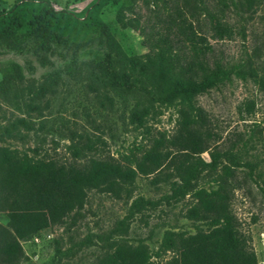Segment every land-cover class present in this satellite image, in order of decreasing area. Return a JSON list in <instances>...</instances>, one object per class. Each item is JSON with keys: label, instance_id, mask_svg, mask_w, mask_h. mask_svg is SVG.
<instances>
[{"label": "rangeland", "instance_id": "obj_1", "mask_svg": "<svg viewBox=\"0 0 264 264\" xmlns=\"http://www.w3.org/2000/svg\"><path fill=\"white\" fill-rule=\"evenodd\" d=\"M15 0H0V14ZM59 11L82 13L93 0H48ZM189 0L182 9L188 20L199 29L212 46L210 61L228 67H238L243 79L235 75L229 82L198 96L197 105L203 110L206 123V152L200 157L210 162V153L232 152L240 167L234 168V189L230 209L238 222L240 233L254 252L257 264H264V0ZM131 0H105L93 20L82 26L74 24L72 35L65 44H51L47 64L41 65L35 52V41L27 38L17 49L0 45V80L2 70L11 63L21 66L28 82H42L48 75H57L53 93L41 101V114H31L37 131L27 134L25 141L6 140L1 146L17 149L36 158L58 162H72L68 147L78 135L96 141L90 157L112 156L120 159L134 147L146 148L159 133L171 136L177 128L175 103L160 106L150 95L129 89L121 84L120 63L117 56L107 59V49L100 43V27L119 42L127 56L148 52L139 31L122 29L116 14L131 5ZM134 14L145 34L164 32L168 14L182 0H166L157 6L135 0ZM126 17H133L127 10ZM207 12L219 16L232 30L231 37L214 39ZM191 14V15H190ZM81 20V19H80ZM137 102L153 105L146 126L137 128L129 123V115ZM21 116L0 96V119ZM252 165V171L244 165ZM228 165L220 158L218 168ZM204 175V173H203ZM172 175L168 166L160 173L138 174L130 192L116 199L99 190L87 191L83 207L72 212L63 225L51 226L42 220L37 233L21 247L28 261L23 264H96L107 250L98 236L107 234L127 213L131 201L137 197L155 202L131 220L124 238L135 245L143 242L155 252L165 230L193 234L206 230L204 222L190 221L184 214L192 203L189 196L179 201L167 200ZM198 187L214 188L206 177ZM0 224L7 225V217L0 213ZM57 242V244L55 243ZM85 242V244H84ZM58 246L62 255L55 254ZM171 254L163 256L168 259Z\"/></svg>", "mask_w": 264, "mask_h": 264}, {"label": "trees", "instance_id": "obj_2", "mask_svg": "<svg viewBox=\"0 0 264 264\" xmlns=\"http://www.w3.org/2000/svg\"><path fill=\"white\" fill-rule=\"evenodd\" d=\"M104 1L93 0L77 14L57 11L48 0H15L0 14V45L14 50L24 39L33 38L39 63L44 66L50 45L65 44L72 35V26L93 20ZM143 1L154 6L162 3L167 8L166 0ZM131 2L122 10L134 16L126 17L121 10L116 21L122 29L139 31L148 52L127 56L106 26L100 27V43L107 49L108 60L117 56L124 87L150 95L160 106L176 104L175 133L171 136L159 133L148 147L129 149L120 159L90 157L96 143H103L102 140L78 135L68 147L72 157L68 163L36 158L0 145V213L7 217V225L0 224V264L28 261L20 242L32 238L42 220L51 226L63 225L72 212L83 207L87 191L99 190L119 199L130 192L138 174H157L164 166L169 167L172 175L167 200L191 197L192 203L184 217L206 223L207 229H198L193 234L165 230L155 252L143 242L133 245L124 238L131 220L156 205L137 197L131 201L125 216L107 234L98 236L107 250L96 264H257L230 209L234 168L240 167L237 155L212 152L210 162L200 157L208 148L206 118L196 103L197 97L229 82L232 75L242 79L243 76L237 66L231 68L210 61L212 46L182 11L189 6V0H182L183 8L168 14L164 32L155 35L145 34L134 14L135 0ZM220 3L225 5L223 0ZM250 3L251 0H246L247 7ZM207 17L214 39L231 37V28L219 16L207 12ZM57 81V75H48L42 82H28L17 63L3 68L0 96L21 116L0 119V142H23L28 133L39 129L30 115L41 114V101L53 93ZM260 83L264 85V75ZM152 107L137 102L130 112L129 123L144 128ZM220 158H225L228 165L218 168ZM244 165L251 173L252 165ZM205 177L214 188L197 186L198 180ZM167 253L171 255L164 259ZM55 254H63L58 246Z\"/></svg>", "mask_w": 264, "mask_h": 264}]
</instances>
